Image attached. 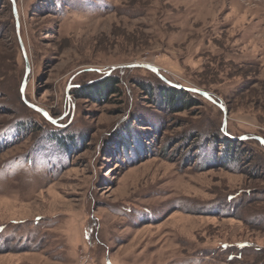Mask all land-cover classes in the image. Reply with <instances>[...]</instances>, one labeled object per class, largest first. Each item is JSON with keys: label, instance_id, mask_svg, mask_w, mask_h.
I'll list each match as a JSON object with an SVG mask.
<instances>
[{"label": "rangeland", "instance_id": "1", "mask_svg": "<svg viewBox=\"0 0 264 264\" xmlns=\"http://www.w3.org/2000/svg\"><path fill=\"white\" fill-rule=\"evenodd\" d=\"M16 4L19 32L0 0V264H264V144L236 141L264 139V0ZM19 38L25 97L55 122L23 99ZM111 76L118 94L82 90ZM162 80L227 124L203 96L169 108Z\"/></svg>", "mask_w": 264, "mask_h": 264}, {"label": "trees", "instance_id": "2", "mask_svg": "<svg viewBox=\"0 0 264 264\" xmlns=\"http://www.w3.org/2000/svg\"><path fill=\"white\" fill-rule=\"evenodd\" d=\"M12 4V3H11ZM13 12V10H12ZM15 18V17H14ZM16 20V18H15ZM148 70V69H147ZM150 71L151 73H153L154 75L158 76V74H156L155 72L151 71V70H148ZM162 82L166 83V85L169 86V88H167L168 90L165 92V94H163V97H162V101L168 105V107L170 108H173L176 106L178 100H179V97L180 98H183L185 101L186 100V96L188 97H192V95H199V96H202L201 94H198V93H195V92H192L188 89H185V88H180L178 87V85H176L174 82H168L166 80H162ZM120 84V79L119 78H116V77H110L108 78L105 82H101L99 83V85H97L96 87H92L90 85H86L85 88H82V90H86L88 92H96V94L98 95H107V94H118L120 93V90L118 88V85ZM80 85V84H79ZM81 86H79L80 88ZM183 87H188V86H183ZM80 91V90H79ZM90 94H87V97H90L89 96ZM191 95V96H190ZM204 97V96H203ZM205 98V97H204ZM194 99H192L193 101ZM190 101V100H189ZM217 104V103H216ZM218 105V104H217ZM33 109V108H32ZM34 110V109H33ZM44 116V115H43ZM223 136V141L222 143L226 146V148H224V151L223 153L226 155L228 154L230 156V158H228L229 161H234L236 160V156L238 155L237 152H239L238 149H236V145L235 142L233 140L234 139V135H231V134H228V133H224L222 134ZM251 139H254L255 141H257L259 144H261V142L255 138H252V137H248V139L246 140H239V139H236V141L238 143H245ZM262 145V144H261ZM264 147V145H262ZM235 148V152L231 153L230 151V148L232 149ZM226 149V150H225ZM232 154V155H231ZM225 157V156H224ZM227 160H224V162H226Z\"/></svg>", "mask_w": 264, "mask_h": 264}, {"label": "water", "instance_id": "3", "mask_svg": "<svg viewBox=\"0 0 264 264\" xmlns=\"http://www.w3.org/2000/svg\"><path fill=\"white\" fill-rule=\"evenodd\" d=\"M13 2V8L15 10V15H16V25H17V29H18V32H19V14L17 12V4H16V0H12ZM20 40V44L22 46V50H23V54H24V57H25V60H26V65H27V69H26V76L24 77V80H23V83H22V87H21V92H22V95H23V99L24 101L26 102V104H28L31 108H33L34 110L38 111V112H41L48 120H50L51 122H55L54 119H52L49 115V113L41 108L40 106L36 105V104H32L30 103L29 101H27L26 97H25V90H26V86H27V80H28V75L30 73V62H29V59L27 57V52L25 50V47L22 43V39L19 38ZM130 67H143V68H146L148 70H151L153 72H155L156 74H159V68L151 63H133V64H130L129 65ZM113 69H116V67H114ZM112 69V70H113ZM180 88H185V89H188L192 92H195V93H198V94H201L202 96H204L205 98L211 100L212 102L214 103H217L224 111L225 113V116H224V125L227 124V109L226 107L224 106L223 103H219L215 100V98L213 96H211V94L203 89H200V88H196V87H183V86H179ZM248 137L247 136H242L240 138H238L239 140H243V139H247ZM255 139L259 140L262 144H264V139L262 137H259V136H255L254 137Z\"/></svg>", "mask_w": 264, "mask_h": 264}]
</instances>
